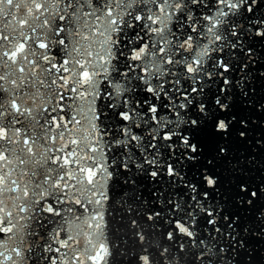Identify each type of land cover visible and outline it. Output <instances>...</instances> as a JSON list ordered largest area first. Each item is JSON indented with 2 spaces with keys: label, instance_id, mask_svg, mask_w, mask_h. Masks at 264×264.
Masks as SVG:
<instances>
[{
  "label": "snow or ice",
  "instance_id": "1",
  "mask_svg": "<svg viewBox=\"0 0 264 264\" xmlns=\"http://www.w3.org/2000/svg\"><path fill=\"white\" fill-rule=\"evenodd\" d=\"M258 81L264 0H0V264H264Z\"/></svg>",
  "mask_w": 264,
  "mask_h": 264
},
{
  "label": "water",
  "instance_id": "2",
  "mask_svg": "<svg viewBox=\"0 0 264 264\" xmlns=\"http://www.w3.org/2000/svg\"><path fill=\"white\" fill-rule=\"evenodd\" d=\"M262 85H264V81H258L257 82L256 87H257L258 96L261 94H264V86H262ZM250 114L253 116V118H259V114H257V113H250ZM262 131H264V129H261L258 127L256 129H254L253 134L255 136H259ZM234 155L240 156L242 163H247V161L243 160V157L248 155V150H246L245 147L238 146V145L234 146ZM252 155L257 157V160H256L255 164L251 165V168H252L251 175L258 180L260 176L264 175V153H261L257 149V150L252 152ZM218 163L220 165V167L218 168V171H222L226 180H227L229 178L228 169L231 168L232 165L228 164L227 162H224V161H219ZM232 163L235 164L236 161L233 160ZM149 187L150 186H148V185H145L143 187V191H144L145 195H148ZM256 246L261 247L260 245H256Z\"/></svg>",
  "mask_w": 264,
  "mask_h": 264
}]
</instances>
